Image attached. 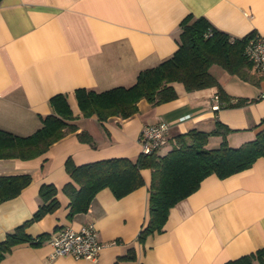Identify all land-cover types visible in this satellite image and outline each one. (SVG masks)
I'll use <instances>...</instances> for the list:
<instances>
[{"label": "crops", "instance_id": "0c3cea01", "mask_svg": "<svg viewBox=\"0 0 264 264\" xmlns=\"http://www.w3.org/2000/svg\"><path fill=\"white\" fill-rule=\"evenodd\" d=\"M189 14L206 18L231 37L251 31L264 36V0H0V128L32 133L40 116L52 111L49 98L57 93L66 95L77 126L41 156L0 159V175H31L16 196L0 202V240L32 216L41 203L42 183L56 186L60 203L27 225L33 242L15 244L0 264H224L264 246V157L226 177L206 176L170 208L163 230L144 242L138 234L148 219V168L140 170L144 184L125 196L116 198L102 188L86 212L67 216L69 198L62 187L71 180L64 167L68 157L76 165L135 158L141 129L160 121L169 125L162 146L167 150L174 135L192 128L209 132L216 120L230 128V146L254 138L264 118V80H243L215 64L209 70L226 93L247 98V103L213 109L216 87L187 91L176 82V98L156 105L140 99L129 117L100 122L94 115H80L76 88L102 91L132 84L140 70L173 54L180 22ZM82 130L92 144L78 138ZM221 139L210 135L207 146L217 147ZM88 223L104 243L96 260L50 257L49 238L56 231L79 230ZM41 233L47 235L34 242Z\"/></svg>", "mask_w": 264, "mask_h": 264}, {"label": "trees", "instance_id": "16d2710c", "mask_svg": "<svg viewBox=\"0 0 264 264\" xmlns=\"http://www.w3.org/2000/svg\"><path fill=\"white\" fill-rule=\"evenodd\" d=\"M255 33L251 31L240 38L231 37L215 28L206 18L189 14L180 22L178 46L173 54L155 66L140 70L132 84L102 91L76 88L74 95L80 115H94L100 122L111 116L129 117L138 110L140 99L156 105L176 98V82L182 83L187 91L216 87L218 108L241 106L248 99L227 94L209 68L217 64L240 79L253 83L264 80V75L252 69L244 53L246 43ZM49 104L52 111L40 116V126L28 135H17L0 128V159H32L41 156L54 142L77 130L74 121L76 115L65 94L52 95ZM255 128L254 138L238 146L228 144L226 134L230 128L216 120L209 132L192 128L174 135L171 146L164 153L160 152V148H154L149 153L140 152L135 158L114 156L79 165L68 157L64 167L71 180L62 187L69 198L67 216L70 219L76 213L86 212L92 198L102 188H109L116 198L125 196L144 184L140 170L148 168V219L138 234V240L144 242L147 236L163 230L170 208L194 192L206 176L215 174L226 177L250 167L257 158L264 157V118ZM76 135L81 141L92 144L93 138L87 131L82 130ZM210 135L221 136L217 147L207 146ZM30 181L31 175L28 173L0 175V202L16 196ZM56 194L57 188L53 183L40 185L41 203L32 216L0 240V260L15 244L33 242L34 238L26 232V227L59 207ZM46 235L39 234L34 242H39ZM126 256L132 257L131 253ZM254 262L264 264V246L224 264Z\"/></svg>", "mask_w": 264, "mask_h": 264}, {"label": "built area", "instance_id": "2783aa9c", "mask_svg": "<svg viewBox=\"0 0 264 264\" xmlns=\"http://www.w3.org/2000/svg\"><path fill=\"white\" fill-rule=\"evenodd\" d=\"M244 53L251 62L252 69L264 75V36L255 33L246 43ZM264 96V93H262ZM212 108L219 105L218 94L212 96ZM169 125L160 121L145 125L139 132L140 152L149 153L154 148H160L167 143ZM50 257L70 255L74 258L96 260L99 250L104 243L99 239L98 232L92 223H88L79 230L64 227L56 231L50 238Z\"/></svg>", "mask_w": 264, "mask_h": 264}, {"label": "rangeland", "instance_id": "374dc122", "mask_svg": "<svg viewBox=\"0 0 264 264\" xmlns=\"http://www.w3.org/2000/svg\"><path fill=\"white\" fill-rule=\"evenodd\" d=\"M215 65H216V67H219V68H221L219 65H217V64H215ZM222 69H223V68H222ZM161 148H162V150L160 149V150H161V152H166V151H167V149H166L165 147H164V148H163V147H161Z\"/></svg>", "mask_w": 264, "mask_h": 264}]
</instances>
